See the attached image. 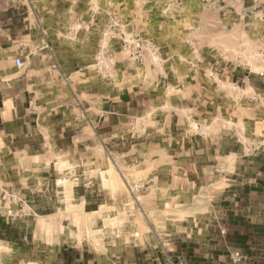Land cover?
Instances as JSON below:
<instances>
[{
    "label": "rangeland",
    "instance_id": "obj_1",
    "mask_svg": "<svg viewBox=\"0 0 264 264\" xmlns=\"http://www.w3.org/2000/svg\"><path fill=\"white\" fill-rule=\"evenodd\" d=\"M20 1L45 42L16 67H42L51 133L45 159L0 166V264L207 258L264 171V0Z\"/></svg>",
    "mask_w": 264,
    "mask_h": 264
},
{
    "label": "crops",
    "instance_id": "obj_2",
    "mask_svg": "<svg viewBox=\"0 0 264 264\" xmlns=\"http://www.w3.org/2000/svg\"><path fill=\"white\" fill-rule=\"evenodd\" d=\"M11 2L14 7L17 5L18 11L5 10L4 1H0V166L16 168L24 164L31 167L36 164L32 157H47L46 134L51 133L47 126L40 127L44 130L37 126L38 86L30 71H41L42 67L18 70L20 67H16L14 59L28 46L39 51L45 36L43 30L27 23L21 1ZM131 104L127 103L121 111L110 112L105 117L107 125L113 124L110 120L118 122L127 111L132 112ZM22 157L21 164L18 158ZM13 174L16 176V172ZM20 177L21 174L18 182H21ZM240 189L235 204L230 206L232 210L221 219V237L214 250L209 251L207 258L193 256L188 264H217L215 256L231 259L234 251H238L242 259L230 260L233 264H264V171L253 169ZM215 249L221 254H215Z\"/></svg>",
    "mask_w": 264,
    "mask_h": 264
},
{
    "label": "built area",
    "instance_id": "obj_3",
    "mask_svg": "<svg viewBox=\"0 0 264 264\" xmlns=\"http://www.w3.org/2000/svg\"><path fill=\"white\" fill-rule=\"evenodd\" d=\"M14 63L17 66L21 65V60L19 57H16L14 59ZM242 259V255L238 251H234L233 254L231 255V260L233 262L240 261ZM172 264H186L182 259L178 258L176 261H173Z\"/></svg>",
    "mask_w": 264,
    "mask_h": 264
}]
</instances>
